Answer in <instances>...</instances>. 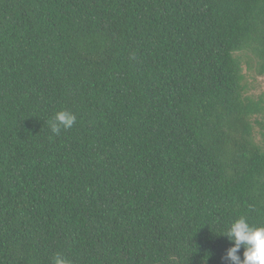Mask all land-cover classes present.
Wrapping results in <instances>:
<instances>
[{"label":"trees","instance_id":"16d2710c","mask_svg":"<svg viewBox=\"0 0 264 264\" xmlns=\"http://www.w3.org/2000/svg\"><path fill=\"white\" fill-rule=\"evenodd\" d=\"M244 65L264 0H0V264H225L264 225Z\"/></svg>","mask_w":264,"mask_h":264},{"label":"clouds","instance_id":"9594fccd","mask_svg":"<svg viewBox=\"0 0 264 264\" xmlns=\"http://www.w3.org/2000/svg\"><path fill=\"white\" fill-rule=\"evenodd\" d=\"M77 117L70 110L58 111L49 121V126L54 134H59L62 129H69L76 123ZM230 247L223 257L225 264H264V225H254L248 218L241 216L234 220L225 234ZM243 249V258L240 251ZM53 264H69V261L57 254Z\"/></svg>","mask_w":264,"mask_h":264},{"label":"rangeland","instance_id":"374dc122","mask_svg":"<svg viewBox=\"0 0 264 264\" xmlns=\"http://www.w3.org/2000/svg\"><path fill=\"white\" fill-rule=\"evenodd\" d=\"M244 72L248 75L249 85L254 89L253 92L259 94L264 92V75H258L253 71L247 72V68L244 65Z\"/></svg>","mask_w":264,"mask_h":264}]
</instances>
